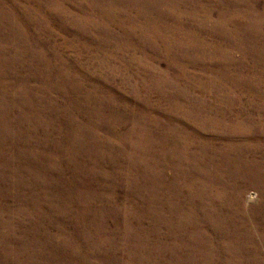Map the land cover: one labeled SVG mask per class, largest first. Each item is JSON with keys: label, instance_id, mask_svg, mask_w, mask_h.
<instances>
[{"label": "rangeland", "instance_id": "1", "mask_svg": "<svg viewBox=\"0 0 264 264\" xmlns=\"http://www.w3.org/2000/svg\"><path fill=\"white\" fill-rule=\"evenodd\" d=\"M0 264H264V0H0Z\"/></svg>", "mask_w": 264, "mask_h": 264}]
</instances>
